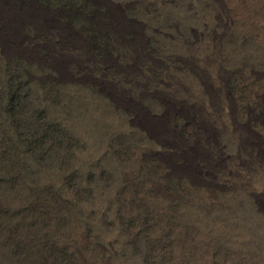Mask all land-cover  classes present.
Returning <instances> with one entry per match:
<instances>
[{
  "label": "rangeland",
  "instance_id": "obj_1",
  "mask_svg": "<svg viewBox=\"0 0 264 264\" xmlns=\"http://www.w3.org/2000/svg\"><path fill=\"white\" fill-rule=\"evenodd\" d=\"M0 264H264V0H0Z\"/></svg>",
  "mask_w": 264,
  "mask_h": 264
},
{
  "label": "trees",
  "instance_id": "obj_2",
  "mask_svg": "<svg viewBox=\"0 0 264 264\" xmlns=\"http://www.w3.org/2000/svg\"><path fill=\"white\" fill-rule=\"evenodd\" d=\"M5 261H9L8 259L9 258H7V256H4V258H3Z\"/></svg>",
  "mask_w": 264,
  "mask_h": 264
}]
</instances>
